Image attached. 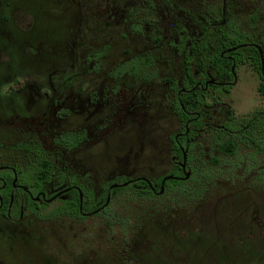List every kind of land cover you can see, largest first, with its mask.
<instances>
[{
    "label": "rangeland",
    "instance_id": "rangeland-1",
    "mask_svg": "<svg viewBox=\"0 0 264 264\" xmlns=\"http://www.w3.org/2000/svg\"><path fill=\"white\" fill-rule=\"evenodd\" d=\"M145 1L0 0V166L24 169L33 159L24 148L38 145L55 172L76 177L97 199L110 182L166 176L167 137L180 122L174 116L168 132L159 124L163 80L187 76L205 20L234 21L264 43V0ZM142 20L156 23L137 36L128 27ZM140 55L157 74L145 93L140 80L112 75ZM240 75L238 99L226 101L242 117L262 98L257 79ZM141 95L154 108L149 120L120 119ZM69 134L86 141L73 150L55 143ZM190 159L184 185L154 197L139 182L118 188L98 215L54 217V203L20 224L0 216V264H264V156L241 143L223 153L207 133L196 134Z\"/></svg>",
    "mask_w": 264,
    "mask_h": 264
},
{
    "label": "flooded vegetation",
    "instance_id": "flooded-vegetation-1",
    "mask_svg": "<svg viewBox=\"0 0 264 264\" xmlns=\"http://www.w3.org/2000/svg\"><path fill=\"white\" fill-rule=\"evenodd\" d=\"M147 0L144 2L146 3ZM170 3V2H169ZM176 5L170 3L169 7ZM156 10L151 7L150 12ZM168 9V8H167ZM160 10V9H159ZM156 10L164 14V10ZM173 11V10H172ZM125 21L129 12L121 10ZM184 13V12H183ZM138 23V24H137ZM137 23H130L129 30L137 36H143V28H153L154 20ZM137 24V25H136ZM200 37L194 45L195 55L186 59L188 64L187 76L178 83L174 79H164L167 86L164 89L165 95L159 102H155V111L160 115L162 126H166L167 132L174 127V116L180 122V130L174 135L167 137L169 146L171 170L160 182H153L148 179L136 181H125L114 184L119 185L112 188L110 182L103 188V194L97 199L93 190H88L78 183L77 178L71 176L65 170L55 172L48 153L38 145L28 144L24 149L30 151L33 159L31 164L24 169L12 166H0V216L12 224H20L26 216H41V212L49 205L61 203L54 217H69L72 219H84L104 212L108 207V197L113 196L118 188H124L134 183H141L144 193L147 187L155 195H161L169 190L167 180L162 190L163 181L171 176L185 184L186 175L192 173L190 151L196 134L212 133L215 146L220 149L219 143H239L253 148L259 155L264 156V150L257 146L255 140L262 138L260 123L264 122V43L255 35L240 30L234 21L226 20L223 23L215 24L208 20L200 24L198 29ZM98 57V56H96ZM101 57V56H100ZM99 58V57H98ZM153 60L148 55H140L126 60L113 72L116 79L132 77L140 80L144 86L143 91L153 86L157 74L151 73L150 66ZM245 69L257 79V96L262 98L259 107L245 116H238L232 104L226 101V97L239 87L242 77L240 72ZM170 92V95H168ZM127 96L125 97L126 100ZM238 99V97H235ZM160 100V99H159ZM152 103V102H151ZM148 96L141 95L132 103V108L120 119L128 121L147 122L149 118L145 115L154 108L151 106ZM88 107V105H87ZM154 112V111H153ZM150 114V113H149ZM130 118H127V117ZM264 132V128H263ZM72 135L74 141L57 138L55 143L69 150L79 148L85 141L86 136L80 134ZM168 136V135H167ZM44 155L51 163L52 177L48 182L30 184L31 168L35 165L37 156ZM186 155V161L184 157ZM188 177V178H189ZM148 182H151L152 187ZM146 184V185H145ZM174 186V185H173ZM77 192L79 196V216H69L65 212V203ZM87 193V194H86ZM90 193V194H88ZM106 194V201H102ZM90 195L92 199L90 198ZM110 203V202H109ZM107 204V205H106ZM97 206V207H96Z\"/></svg>",
    "mask_w": 264,
    "mask_h": 264
},
{
    "label": "trees",
    "instance_id": "trees-1",
    "mask_svg": "<svg viewBox=\"0 0 264 264\" xmlns=\"http://www.w3.org/2000/svg\"><path fill=\"white\" fill-rule=\"evenodd\" d=\"M263 93H264V86H263ZM261 132V136H263V128H264V122L260 123L259 126ZM63 140H68V141H74V138L72 135H66L65 137L62 138ZM255 143L257 146H260L261 149L264 150V139L260 138L257 141L255 140ZM220 149L222 150L223 153L226 154H234L237 149V145L233 143H219ZM32 171L31 173V181L30 184L34 183H40V182H48L50 178L52 177V172H51V163L50 161L44 156V155H38L37 160L35 165L31 168ZM146 185V184H145ZM167 185H169V188L173 185H183V182L178 181V180H170L168 181ZM149 196H153V192L149 187H147V192H145ZM87 194V193H86ZM90 194V193H88ZM90 198L92 199L91 195ZM103 202L106 201V194L102 198ZM79 196L78 193L75 192L74 196H71L69 201L65 203V213L69 216H79ZM97 207V206H96Z\"/></svg>",
    "mask_w": 264,
    "mask_h": 264
},
{
    "label": "water",
    "instance_id": "water-1",
    "mask_svg": "<svg viewBox=\"0 0 264 264\" xmlns=\"http://www.w3.org/2000/svg\"><path fill=\"white\" fill-rule=\"evenodd\" d=\"M184 160L186 161V155H185V157H184ZM188 177H189V175H186V179H188ZM171 179H175L174 177H171V176H169V177H167V178H165L164 179V181H163V185H162V190L164 189V184H165V182L167 181V180H171ZM149 184H150V186L152 187V185H151V182H148ZM130 183H126V184H124L123 186H128ZM117 187H119V185H114V186H112V188H117ZM109 202H110V196L108 197V200H107V204H109ZM106 204V205H107Z\"/></svg>",
    "mask_w": 264,
    "mask_h": 264
}]
</instances>
